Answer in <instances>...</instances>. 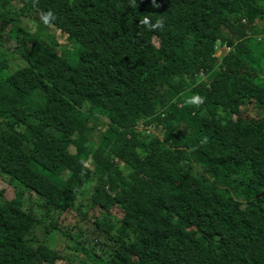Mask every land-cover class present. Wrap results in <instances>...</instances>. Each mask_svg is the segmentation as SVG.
I'll return each mask as SVG.
<instances>
[{
	"label": "trees",
	"instance_id": "obj_1",
	"mask_svg": "<svg viewBox=\"0 0 264 264\" xmlns=\"http://www.w3.org/2000/svg\"><path fill=\"white\" fill-rule=\"evenodd\" d=\"M205 11L246 35H205ZM259 35L264 0H0V172L30 194L0 188V264H83L46 236L73 238L58 219L86 215L85 184L114 242L105 259L80 246L99 264H264Z\"/></svg>",
	"mask_w": 264,
	"mask_h": 264
},
{
	"label": "rangeland",
	"instance_id": "obj_2",
	"mask_svg": "<svg viewBox=\"0 0 264 264\" xmlns=\"http://www.w3.org/2000/svg\"><path fill=\"white\" fill-rule=\"evenodd\" d=\"M21 27L25 28L30 32L40 34L41 37L47 39L53 37L58 44V52L63 55H68L70 62L75 61L76 53L79 50V45L74 42H68L65 36H62L53 26L42 23L41 21H35L31 18H21ZM196 28L207 36H211L214 31L219 30L224 36L231 40H238L244 37L247 30H242L229 25L227 22H222L217 19L213 14L205 11L201 14L199 20L195 24ZM259 41L264 44V35L258 36ZM9 51L14 48L13 43L8 44ZM222 54L227 55L226 48L217 47L215 57H220ZM12 65H15L11 67ZM25 63L15 55L11 59V66L9 71L12 72L14 68H21ZM1 76H6L7 72H1ZM95 138V137H94ZM0 188L4 190V195L7 198L13 197L16 193L23 191L24 203H28L30 200V194L25 191V187H21L19 183L12 182L9 177L0 172ZM91 193V184H85L82 188L79 202L82 203L81 209L85 211L86 215L83 216L75 210H67L58 219V225L61 226L62 230L70 228V232L73 235L71 237H64L59 231H52L46 236V242L52 248L62 251L63 254L74 259L76 262H84L83 264H99L98 258L92 260L84 251L80 250V246L92 250L94 253L99 255L102 259H105L112 254L113 240L112 237L107 235L103 231L96 230L92 223L94 217L99 216L102 209L96 205L90 206L89 196ZM37 236L44 235L39 230L36 232ZM80 244V245H79Z\"/></svg>",
	"mask_w": 264,
	"mask_h": 264
},
{
	"label": "built area",
	"instance_id": "obj_3",
	"mask_svg": "<svg viewBox=\"0 0 264 264\" xmlns=\"http://www.w3.org/2000/svg\"><path fill=\"white\" fill-rule=\"evenodd\" d=\"M141 129H145V134H148L150 132V130L147 127H144L143 125L139 126V130H141Z\"/></svg>",
	"mask_w": 264,
	"mask_h": 264
},
{
	"label": "clouds",
	"instance_id": "obj_4",
	"mask_svg": "<svg viewBox=\"0 0 264 264\" xmlns=\"http://www.w3.org/2000/svg\"><path fill=\"white\" fill-rule=\"evenodd\" d=\"M144 23H148L147 19L144 20ZM161 22L160 21H157V24L159 25ZM220 48H225V47H220ZM227 50V48H226Z\"/></svg>",
	"mask_w": 264,
	"mask_h": 264
}]
</instances>
